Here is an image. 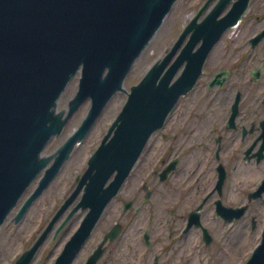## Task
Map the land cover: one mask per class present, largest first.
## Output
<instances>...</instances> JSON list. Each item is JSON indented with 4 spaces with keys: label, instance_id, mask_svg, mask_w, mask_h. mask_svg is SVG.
Segmentation results:
<instances>
[{
    "label": "water",
    "instance_id": "95a60500",
    "mask_svg": "<svg viewBox=\"0 0 264 264\" xmlns=\"http://www.w3.org/2000/svg\"><path fill=\"white\" fill-rule=\"evenodd\" d=\"M249 1L205 0L170 49L126 91L133 63L176 0H0V227L38 178L13 221L23 218L111 97L126 95L74 188L14 264H34L50 234L54 240L86 210L53 264L73 262L152 135L196 84L211 50ZM116 233L105 236L86 264H95L100 246ZM243 264H264V228Z\"/></svg>",
    "mask_w": 264,
    "mask_h": 264
},
{
    "label": "flooded vegetation",
    "instance_id": "af4514ba",
    "mask_svg": "<svg viewBox=\"0 0 264 264\" xmlns=\"http://www.w3.org/2000/svg\"><path fill=\"white\" fill-rule=\"evenodd\" d=\"M252 16L264 20V14ZM242 21L230 28L231 40L238 35L241 41L248 28ZM246 42L244 50L233 43L216 58L211 50L202 75L168 115L160 141L142 152L155 159L144 169L140 158L115 196L124 221L103 231L80 264L112 229L116 236L100 246L95 264L113 258L116 264H191L200 256L206 262L227 256L217 246L238 244L247 232L258 242L264 228V25Z\"/></svg>",
    "mask_w": 264,
    "mask_h": 264
},
{
    "label": "rangeland",
    "instance_id": "374dc122",
    "mask_svg": "<svg viewBox=\"0 0 264 264\" xmlns=\"http://www.w3.org/2000/svg\"><path fill=\"white\" fill-rule=\"evenodd\" d=\"M204 2L205 0H176L171 11L164 19L160 28L157 30L140 56L133 63V66L123 83L124 89L126 91L129 90V87L131 85L137 83L141 79L148 67L156 59L162 57L170 49L183 27ZM250 3V7L246 13V16L242 17L243 21L241 26H245V28L248 26V28L245 33L240 36L241 41H238V35H235V37L231 40V36L234 35V29H230V31L228 29L214 47L215 58L218 54L224 52L226 46L227 48L229 46H233V43L236 45H238L237 43H240L242 50L247 48L246 38H248L253 33V31L256 30V28H260L264 25L263 19L258 18L254 21L251 20L253 19L251 17H254L252 15L264 14V12L261 10V8H264V0H251ZM236 41L238 42L236 43ZM262 49L263 47L261 45L259 48H256V57L259 56ZM235 54H231V58L236 56ZM222 62H224L223 57ZM256 64H253V66ZM115 94L117 95L115 101L109 100L107 102L101 114L95 120L86 136L80 142L81 144L78 143L73 148L68 159L64 162L58 174L50 182L47 188H45V190L33 201L31 206L24 214L23 218L18 223H15L13 221V216L18 211L24 199L36 187L37 183L35 182H37V180H35L31 184L17 206H15V208H13L11 213L7 216L0 227V264H14V261L26 248L30 246L39 232L50 220L54 212L59 208L61 203L72 191L76 184L75 179L77 175L81 174L85 169L86 162L89 156L94 152V150L100 143L101 138L106 133L109 125L120 111L126 99V95L124 94H120L118 92ZM175 114L176 111H173V115ZM160 130L152 135L144 149L151 147L153 144H156L160 141ZM156 151L158 154L159 149ZM142 155H140L135 165L138 164L141 158V161L138 165L144 166L145 169V166L147 164L151 165L152 161L155 158H152L145 152ZM148 157L152 160L148 159ZM141 173H143V171L139 172V174ZM127 183L124 186L125 188L123 192H126V190L127 192H129L130 186L129 182ZM117 205V201L113 199L106 206L99 221L96 224L93 236L89 238V240H87L84 247L78 253L77 258L73 264H80L86 258L91 249L99 241L101 233L108 227H110L112 223L116 222V220H120V222L124 221L125 218L119 216V208H117ZM85 213L86 210L76 212L69 220V222L65 225V227L59 232L56 238L49 241L50 237L52 236L51 233L48 239L43 243L41 248L36 253L33 259V263L53 264L63 245L73 234L79 222L84 217ZM236 228L237 226L233 230L235 231ZM240 232L242 233V236H244L243 228H241ZM246 235L247 237L239 241L238 244L237 242H233L229 245H218L217 248L221 247L223 254L227 256L222 255L219 260H216L218 257H215V259H211L210 261L208 260L206 262L208 264H243L250 256L252 249L256 245L254 235L248 232L246 233ZM111 252L112 250H109V254H111ZM199 258L200 259H197L199 261H196V263H193V261L190 260L191 264L206 263L205 261L203 262V256H200ZM130 263L138 264L137 261H130ZM112 264H116L114 258Z\"/></svg>",
    "mask_w": 264,
    "mask_h": 264
},
{
    "label": "bare ground",
    "instance_id": "6f19581e",
    "mask_svg": "<svg viewBox=\"0 0 264 264\" xmlns=\"http://www.w3.org/2000/svg\"><path fill=\"white\" fill-rule=\"evenodd\" d=\"M117 97V95L116 94H114L112 97H111V99H110V101H115V98ZM81 144V143H80ZM42 175V173L39 175V176H41ZM37 181H38V178H37ZM35 183H37V182H35Z\"/></svg>",
    "mask_w": 264,
    "mask_h": 264
}]
</instances>
